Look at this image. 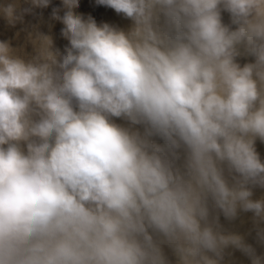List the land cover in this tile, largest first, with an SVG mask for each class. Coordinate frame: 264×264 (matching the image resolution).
Segmentation results:
<instances>
[{"label": "clouds", "instance_id": "clouds-1", "mask_svg": "<svg viewBox=\"0 0 264 264\" xmlns=\"http://www.w3.org/2000/svg\"><path fill=\"white\" fill-rule=\"evenodd\" d=\"M61 2L63 53L0 41V264H264L220 222L251 213L264 245V0H96L127 30Z\"/></svg>", "mask_w": 264, "mask_h": 264}, {"label": "bare ground", "instance_id": "bare-ground-1", "mask_svg": "<svg viewBox=\"0 0 264 264\" xmlns=\"http://www.w3.org/2000/svg\"><path fill=\"white\" fill-rule=\"evenodd\" d=\"M5 0H0V4H3ZM28 6V5H24ZM54 8L61 9L60 15L64 13V8L61 0H51V4L48 8L33 10V14L25 15L23 23H17L14 27L10 26L8 22L0 15V41L9 42L14 49L20 50L22 56L34 55V49L32 44L28 40V34L30 32L40 31L46 35H49L53 39L54 47L59 49L61 53L64 52L68 41L63 38L61 29L64 27L62 23L52 19V12ZM75 12L82 15L85 19L91 16L98 25L107 23L111 26L119 29L127 30L131 26V21L125 19L122 15H118L113 9L103 5H98L96 0H79V7L75 9ZM223 22L225 24L230 23V16L227 12L222 13ZM238 62L243 66L245 63L254 62L251 57H241ZM115 123L128 127L127 122L114 118ZM136 129L143 132L142 126H135ZM154 142L163 146L164 141L159 138H154ZM256 149L260 154L261 160L264 161V143L259 140L256 142ZM264 198V189H254L253 199ZM220 222L225 228L237 232L245 237L246 243L255 248L257 255L264 256V245H261L257 241V233L255 225L252 220L251 213H241L239 219L233 223H229L220 217ZM264 227V224L261 225ZM165 252L169 254L170 251L165 246ZM229 255L225 256L224 264H251L250 259L242 252L234 249H228Z\"/></svg>", "mask_w": 264, "mask_h": 264}, {"label": "rangeland", "instance_id": "rangeland-1", "mask_svg": "<svg viewBox=\"0 0 264 264\" xmlns=\"http://www.w3.org/2000/svg\"><path fill=\"white\" fill-rule=\"evenodd\" d=\"M260 255V254H259Z\"/></svg>", "mask_w": 264, "mask_h": 264}]
</instances>
